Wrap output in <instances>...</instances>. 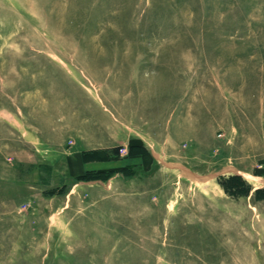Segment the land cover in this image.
<instances>
[{"label": "rangeland", "instance_id": "1", "mask_svg": "<svg viewBox=\"0 0 264 264\" xmlns=\"http://www.w3.org/2000/svg\"><path fill=\"white\" fill-rule=\"evenodd\" d=\"M0 264H264V0H0Z\"/></svg>", "mask_w": 264, "mask_h": 264}, {"label": "trees", "instance_id": "2", "mask_svg": "<svg viewBox=\"0 0 264 264\" xmlns=\"http://www.w3.org/2000/svg\"><path fill=\"white\" fill-rule=\"evenodd\" d=\"M80 180H85V179H80Z\"/></svg>", "mask_w": 264, "mask_h": 264}]
</instances>
